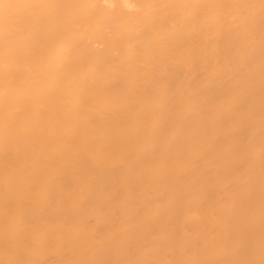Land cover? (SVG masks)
I'll return each mask as SVG.
<instances>
[{"label":"bare ground","instance_id":"1","mask_svg":"<svg viewBox=\"0 0 264 264\" xmlns=\"http://www.w3.org/2000/svg\"><path fill=\"white\" fill-rule=\"evenodd\" d=\"M0 264H264V0H0Z\"/></svg>","mask_w":264,"mask_h":264}]
</instances>
